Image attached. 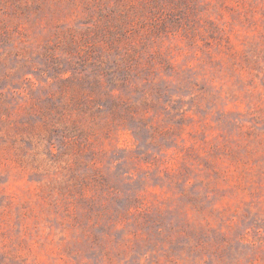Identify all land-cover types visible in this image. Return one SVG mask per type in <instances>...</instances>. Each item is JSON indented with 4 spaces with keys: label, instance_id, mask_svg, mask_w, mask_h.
Instances as JSON below:
<instances>
[{
    "label": "rangeland",
    "instance_id": "1",
    "mask_svg": "<svg viewBox=\"0 0 264 264\" xmlns=\"http://www.w3.org/2000/svg\"><path fill=\"white\" fill-rule=\"evenodd\" d=\"M0 264H264V0H0Z\"/></svg>",
    "mask_w": 264,
    "mask_h": 264
}]
</instances>
